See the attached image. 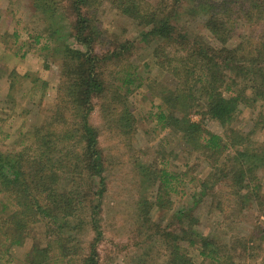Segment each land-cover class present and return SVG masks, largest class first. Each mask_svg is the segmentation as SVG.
<instances>
[{
  "label": "trees",
  "instance_id": "1",
  "mask_svg": "<svg viewBox=\"0 0 264 264\" xmlns=\"http://www.w3.org/2000/svg\"><path fill=\"white\" fill-rule=\"evenodd\" d=\"M30 2L40 26L35 37L25 29L33 43L17 19L12 32L0 31V46L17 56L41 45L59 82L45 105L49 82L34 77L22 113L36 115L9 131L16 85L32 74L0 65V103L9 110L0 113V264L114 261L99 251L114 167L135 198L132 212H119L134 221L118 250L127 264H264V226L245 217L256 206L264 214V141L256 138L264 129V0ZM5 13L12 23L15 14ZM153 67L166 78L150 79ZM142 89L159 103L150 120L186 150L184 170L164 166L162 153L148 163L134 151L130 97Z\"/></svg>",
  "mask_w": 264,
  "mask_h": 264
},
{
  "label": "rangeland",
  "instance_id": "2",
  "mask_svg": "<svg viewBox=\"0 0 264 264\" xmlns=\"http://www.w3.org/2000/svg\"><path fill=\"white\" fill-rule=\"evenodd\" d=\"M30 4V0H0V31L3 32L4 30H8L12 32V30L15 28V25H17L15 24V21L18 19L21 21V24L17 25V28L22 31V38L25 39L28 44L33 43L32 41L34 38L31 39L25 29H29V33L33 37H35L36 35H38L37 33L40 29V26L36 23L37 21L35 18L33 19V22L30 21V19L34 16V11ZM7 8H9L10 11L15 14V20H13V22L10 24L7 23L9 14L5 13ZM104 20H106V22L108 23L110 18L106 17L104 18ZM115 21L123 25H125L126 22L128 24L127 20H125L124 18L122 19L119 16L117 19H115ZM28 44L23 49V51H28L24 58L20 57L24 53L23 51H21L17 56H14L12 50H8L7 52L0 46V65H5L9 70H14L19 74H32V77L26 80L24 79L23 82L20 81V83L22 82L21 84L17 83L16 85V102L20 104L19 107L16 108V113L14 114L13 112H11L12 114H10L7 120V127L9 131H14L15 129L19 130L21 121H31L32 118L35 117L34 115H36V112H33L30 115H24L22 113L25 109H31V104H29V102L32 103L33 100H30V96H28V99L24 100L22 93L25 91L26 93L28 92V89L31 88V81L34 77H40L49 82V86L46 89V96L44 97L45 105L55 101L56 98L55 88L57 87L59 82V73H57L56 64L54 62H51V60H49V63H47L46 59L44 58L45 52L41 50V45L29 48ZM46 63L49 65V68L45 67ZM149 70L150 79L161 81L166 78V74L159 69L153 67ZM1 88L2 91H0V100L4 95L3 93L7 91V84L4 82ZM146 93H148L147 90L142 89L139 91V93L133 94L130 97L133 104V113L137 117L138 122V134H136L137 140L134 143V151H136V153H138V156L143 159V162L146 161L148 163L152 160H157L162 153V161L168 164L171 163L169 165L164 164V166H167V168L169 169L184 170L183 164L187 161V154L185 153L186 150H184V148L181 146V143L175 139L172 131L162 130L160 125L155 123V119L150 120L148 111H158L159 103L155 100V103L152 104L149 97L144 99V95ZM2 108L3 107L0 103V113L6 114L9 111L8 108ZM248 113H246L245 115L246 121L247 119H249ZM200 119V115H192V120L197 121ZM261 122L264 123V118ZM206 127L212 132L224 135V129L217 121L206 120ZM256 138H258L261 142L264 141V129L261 130L260 134H257ZM166 140L169 141L170 145H166ZM172 151L177 153V158H174L171 155ZM152 165L156 167L157 165H159V163L156 162V165ZM111 174V189L106 197L107 204L105 215L106 217H108L106 225L107 227L105 228L104 239L99 245V251L100 254H102L103 259H105V257L107 256H111L110 258H115L114 261L106 260V262L108 261L107 264H127L122 256L124 255L123 252L118 253V250L121 251L120 243L127 242V237L133 234V229L130 231V228L133 227L134 221L131 222L129 217H127L126 215L124 216V214L120 215L119 212H122L123 208L124 211H126L125 208H129V212H132V208L135 204L132 203V201L135 198L129 197L128 192L122 190L125 186L129 187V183L125 181L126 177L123 178L122 176H120V172H117L116 167H114L113 170L111 168ZM115 206L116 209H114ZM260 209L261 208L259 206H256L254 209H251V212H249L245 217L248 219V221H250L251 218L254 219L258 217L264 226V214ZM165 213L166 211L164 210L160 211L156 214V219H160ZM125 230L127 232H125ZM230 233H235V230L232 229ZM30 245L31 241L27 242L24 247L29 248ZM191 251L193 254V250ZM129 252L130 256L132 257L139 254V250L137 253L134 247H132ZM122 260H124V262L121 263ZM243 261L244 259L240 258L238 260V263L241 264Z\"/></svg>",
  "mask_w": 264,
  "mask_h": 264
}]
</instances>
